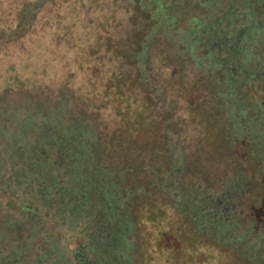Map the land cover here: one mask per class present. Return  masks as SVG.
Here are the masks:
<instances>
[{"label":"trees","instance_id":"trees-1","mask_svg":"<svg viewBox=\"0 0 264 264\" xmlns=\"http://www.w3.org/2000/svg\"><path fill=\"white\" fill-rule=\"evenodd\" d=\"M73 1L64 16L61 0H20L0 20V44L18 49L36 71L33 82L15 85L16 94L11 86L0 93L2 237H35L38 264H66L58 249L66 237L75 243L72 258L130 264L136 225L149 223L161 229L140 240L176 246V260L186 248H208L258 264L260 239L249 240L253 223L235 210L251 181L232 151L244 139L247 160L262 174L264 101L249 110L239 92L264 84L254 51L264 0H114L118 18L92 17L95 0ZM197 9L201 21L175 29ZM206 42L215 50L205 51ZM187 54L204 71L208 96L200 107L182 101L200 89L193 69L187 73ZM180 109L195 120L193 132L180 126Z\"/></svg>","mask_w":264,"mask_h":264},{"label":"rangeland","instance_id":"rangeland-1","mask_svg":"<svg viewBox=\"0 0 264 264\" xmlns=\"http://www.w3.org/2000/svg\"><path fill=\"white\" fill-rule=\"evenodd\" d=\"M59 1V0H56ZM20 3V0H0V20L9 19L13 12L14 8L17 4ZM68 4H64L59 2L57 5L63 6V11L61 12L64 16L68 14L69 6H76L73 3H75L73 0H67ZM93 3H95V10L92 12V17H102L104 15L111 16L112 13H114L115 17H119V14L122 12L119 11L117 3L114 0H95ZM63 4V5H62ZM58 11V10H57ZM57 11H54L51 13L54 15V13H57ZM202 9H197L195 15H191L188 13L184 18H181L176 23L175 29L180 30L182 32L188 30L190 28V24L193 21L191 18H195L199 21H201L200 14L202 13ZM77 13L81 14V9H77ZM218 17L219 15L216 14ZM42 16V15H41ZM116 18V19H117ZM118 21V20H117ZM115 26V23H113ZM118 27L110 28L109 32L111 34H114ZM175 33V32H174ZM172 33V34H174ZM77 35H79V32H76ZM208 42V41H207ZM204 43L205 51L211 50L214 51L215 47L213 46V42ZM211 45V46H210ZM18 49L14 48L12 45L7 44H0V93L4 91V88L7 86L12 87L11 95L16 94L17 90L15 88L16 84H20L19 82H33V80L36 78V71H35V65L34 63H31V60H26L27 65L24 66L22 62L20 61L21 56L18 55L17 51ZM204 48L200 45L197 47L196 52L204 54ZM255 56L259 59L260 68L262 69L264 66V29L262 30L260 34V40L257 42L254 48ZM175 56V54H173ZM178 56V55H177ZM184 63L186 64V67L188 68L187 73L190 72L189 69H193L189 73V77L191 80H193L194 83H196V87L200 88L198 91H195L196 89H193L189 95H184L182 97V101L189 100L190 102H193L198 107L203 103V99L208 95L204 94L203 87L200 83L201 75L203 74L202 67L193 68V62L190 59V55L187 54L185 57ZM10 65L13 66V69H11ZM74 67L72 66V69ZM82 76L79 72H77V75L75 77V82L78 83L81 82ZM218 81H222L221 77L217 78ZM214 81V80H213ZM212 81V82H213ZM216 82V81H214ZM206 84V82H205ZM258 85L257 83H249L246 84L244 87H241L240 94L242 95V99L247 103L249 110L250 105L257 104L261 101H264V84L262 86ZM28 87V86H26ZM261 89V90H258ZM195 105V106H196ZM199 109H195L196 111ZM249 112V111H248ZM180 120V126L189 131L193 132L195 129H197L195 120L191 117H189L190 113L186 112L183 109H180L179 113L177 114ZM205 150L209 151L211 146L210 143H207ZM233 157L236 159H240L241 161V167H242V176H245L248 180H250V184H248V187L243 191L241 200L239 201V204L235 206V210L239 212V217H244L245 222L247 220H250L253 223L252 227V234L249 237L250 241H253L254 239L258 238L259 243H261L259 250L264 252V158L259 163L261 173L257 174L254 161L247 160L249 149L246 146L245 140H241L240 142L236 143L234 146V149L232 151ZM213 161L209 162L208 165L210 168L214 167ZM254 166V167H253ZM229 171V170H228ZM229 173H232L229 171ZM218 177L222 178V172L221 169L217 172ZM225 179V177H224ZM259 188L257 190L256 186ZM215 191H217V187H214ZM1 199V197H0ZM2 208V207H1ZM0 208V254H4L6 256V260H12L19 256L20 259H18L21 262H25L26 264H31L29 261H34L33 259H37V250L39 246H42V243L40 241L36 240V238L32 239H25V241H22L23 239L21 236H13L14 232H11L10 238L1 239L2 233L6 232L5 226H3L5 222V217H7V210H4V208ZM15 217L16 215L13 214ZM251 218V219H250ZM248 223V222H246ZM154 228H158L159 230L161 227L159 225L154 224H146V227L144 229L138 228L136 225V239L131 241V244L133 246V256L131 257V263L130 264H255L253 261H241L240 259H237L235 255H233L232 251L229 250V252H226V254H223V256H217V253L214 251L211 252L208 248H202V249H185L186 255L179 258V260L174 258L173 249L176 246H170L168 242H165L161 246H158L156 242H154L152 239H150L148 242H144L143 240H140L139 234H146V233H155ZM48 232H50L55 237L57 236H64L63 232L56 229L55 226H49L45 228ZM141 230V231H140ZM241 229H236L237 232H239ZM67 238V237H66ZM64 239V242H62L61 246L64 249V254L68 251V244H72L74 246L75 243L69 241L68 239ZM40 246V247H41ZM26 252L27 255L30 253V257L22 256L23 253ZM66 255V254H65ZM68 256V255H67ZM261 262V263H260ZM258 262V264H264V259L262 261ZM257 264V263H256Z\"/></svg>","mask_w":264,"mask_h":264},{"label":"flooded vegetation","instance_id":"flooded-vegetation-1","mask_svg":"<svg viewBox=\"0 0 264 264\" xmlns=\"http://www.w3.org/2000/svg\"><path fill=\"white\" fill-rule=\"evenodd\" d=\"M25 236V238L22 240V241H25V239H27V238H29V239H32V238H35V237H30L29 235H24ZM1 239H6V238H1ZM66 239H68V237L66 238ZM69 241H71V239L69 238L68 239ZM62 242H64V240H61V239H59V241H58V243H59V246H58V249L59 250H62L63 249V247L61 246V244H62ZM51 244V243H50ZM41 246V245H40ZM39 246V247H40ZM50 246V245H49ZM52 247H54V250L56 249V246L55 245H53ZM73 249H74V247H73V245L72 244H68V251H67V253H65V254H63V260H64V262L66 263V264H73V261H74V264H92L93 262H92V260H90V259H86V257L85 256H83V255H80L79 253H76L75 254V257H73L72 258V251H73ZM64 251V250H63ZM30 253H28V255H27V253H24V255L26 256V257H30V255H29ZM68 255V256H67ZM18 259H20L19 257H17V258H14V259H12L11 261V264H19L20 263V261L18 260ZM6 256L4 255V254H0V262H2V264H5L6 263ZM34 261H29L31 264H38V262H39V260H36V259H33ZM56 260V259H55ZM73 260V261H72ZM92 262V263H91Z\"/></svg>","mask_w":264,"mask_h":264}]
</instances>
